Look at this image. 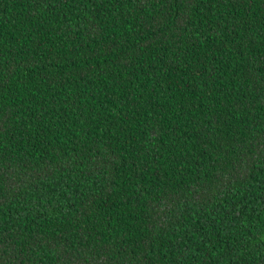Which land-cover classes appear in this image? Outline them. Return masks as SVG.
<instances>
[{
    "label": "trees",
    "instance_id": "1",
    "mask_svg": "<svg viewBox=\"0 0 264 264\" xmlns=\"http://www.w3.org/2000/svg\"><path fill=\"white\" fill-rule=\"evenodd\" d=\"M0 264H264V0H0Z\"/></svg>",
    "mask_w": 264,
    "mask_h": 264
}]
</instances>
